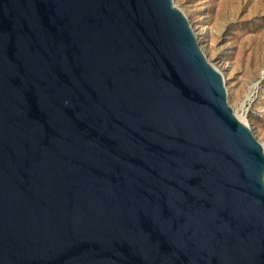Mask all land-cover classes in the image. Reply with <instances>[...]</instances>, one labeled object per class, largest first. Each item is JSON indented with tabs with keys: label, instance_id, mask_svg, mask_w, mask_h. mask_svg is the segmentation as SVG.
<instances>
[{
	"label": "water",
	"instance_id": "obj_1",
	"mask_svg": "<svg viewBox=\"0 0 264 264\" xmlns=\"http://www.w3.org/2000/svg\"><path fill=\"white\" fill-rule=\"evenodd\" d=\"M0 264H264V146L174 0H0Z\"/></svg>",
	"mask_w": 264,
	"mask_h": 264
},
{
	"label": "rangeland",
	"instance_id": "obj_2",
	"mask_svg": "<svg viewBox=\"0 0 264 264\" xmlns=\"http://www.w3.org/2000/svg\"><path fill=\"white\" fill-rule=\"evenodd\" d=\"M223 74L235 114L264 146V0H174Z\"/></svg>",
	"mask_w": 264,
	"mask_h": 264
},
{
	"label": "bare ground",
	"instance_id": "obj_3",
	"mask_svg": "<svg viewBox=\"0 0 264 264\" xmlns=\"http://www.w3.org/2000/svg\"><path fill=\"white\" fill-rule=\"evenodd\" d=\"M175 3V2H174ZM184 12V11H183ZM185 13V12H184ZM191 27H192V25H191ZM192 29H193V27H192ZM193 31H194V33H195V35L197 36V34H196V32H195V30L193 29ZM198 38V37H197ZM206 54V53H205ZM209 60V59H208ZM227 89V88H226ZM227 95H228V92H227ZM245 122V121H244ZM246 123V122H245ZM247 124V123H246ZM247 125H249V124H247ZM250 126V125H249ZM250 128H251V126H250ZM252 129V128H251ZM253 130V129H252ZM254 132V131H253ZM255 134V133H254ZM257 137V136H256Z\"/></svg>",
	"mask_w": 264,
	"mask_h": 264
}]
</instances>
